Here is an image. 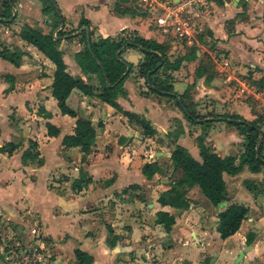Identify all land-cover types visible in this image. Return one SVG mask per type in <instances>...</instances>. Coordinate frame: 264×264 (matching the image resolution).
Instances as JSON below:
<instances>
[{
    "label": "crops",
    "instance_id": "1",
    "mask_svg": "<svg viewBox=\"0 0 264 264\" xmlns=\"http://www.w3.org/2000/svg\"><path fill=\"white\" fill-rule=\"evenodd\" d=\"M55 2L64 17L62 30L74 31L72 38L60 40L63 60L84 80L74 59L82 47L78 36L82 28L77 30L81 18L90 22L93 39H118L135 31L164 45L170 60L192 49L194 57L189 54L179 68L168 71L174 92L182 95L190 89L192 102H185L195 114L207 116L205 121L215 115L238 114L248 121L261 120L264 132V107L235 92L220 71L222 63L228 62L233 73L252 74L264 86V0H207V11L198 18V30L192 37L181 34L165 6L177 0H164L162 7L139 0ZM10 4L14 19L0 25V42L28 56L18 67L0 58L1 221L22 222L28 219L26 214L36 215L47 238L36 240L35 246L50 255L51 264H75L76 249L92 256L90 264H264V166L258 172L244 165L235 175L223 173L226 206L248 207L239 229L226 239L217 231V214L224 207L210 203L197 186L187 190L190 204L186 209L158 202L159 193L172 186L169 154L160 144L163 138L170 136L197 161H201L198 137L219 156L238 159L244 151L238 129L225 120L193 123L174 98L148 92L146 78L137 74L143 53L128 46L121 50L122 59L132 65L123 80L126 96L116 101L122 111L144 118L154 135L145 134L122 111L76 89L67 104L77 117L62 114L51 95L53 63L18 35L24 24L49 33L51 20L42 13L40 0H12ZM4 10L0 1V14ZM40 105L58 122L57 136L47 135ZM77 118L104 125L95 137L93 151L84 156L77 148L62 147L63 137L73 133ZM30 140L37 143L42 163L22 164L21 155ZM8 141L21 145L8 154L1 150ZM154 161L165 172L147 179L142 166ZM80 168L93 182L77 190L72 182ZM110 179L112 183L104 186ZM246 182L262 191L253 192ZM133 185L138 188H130ZM158 211L174 216L169 232L156 223ZM108 227L113 230L111 236ZM250 231L256 236L248 244Z\"/></svg>",
    "mask_w": 264,
    "mask_h": 264
},
{
    "label": "trees",
    "instance_id": "2",
    "mask_svg": "<svg viewBox=\"0 0 264 264\" xmlns=\"http://www.w3.org/2000/svg\"><path fill=\"white\" fill-rule=\"evenodd\" d=\"M3 2L5 10L0 14V25L11 23L13 21V11L10 2L12 0H0ZM42 3V13L51 20L52 30L43 34L28 24H24L19 32V37L26 43L34 46L40 55L49 59L54 65L53 81L51 84V95L56 101V105L62 114L71 117H77L76 110L69 107L67 99L73 90H78L86 97H97L105 104L114 107L116 110L122 111L117 103L118 96H126L123 88V80L129 74L132 65L122 59L118 53L127 43L128 47L138 48L143 53V58L137 64V74L146 78L148 84V92L155 94H166L174 98L177 106L186 112L188 120L191 122L209 123L211 120H225L235 126L243 137L244 151L239 155L238 159L233 157H221L215 153L212 148L207 145L202 137H198L197 143L200 149L201 161H197L192 157L188 150L181 145L170 140V136H166L160 141L161 147H164L169 154L171 161V173L169 179L172 186L169 190L160 192L158 202L163 206H170L175 209H186L189 207L190 201L187 197V190L197 186L200 192L208 199L210 203L217 206L226 200L225 197V181L223 173L235 175L239 173L244 165H247L252 172H258L264 166V132L261 129V120L248 121L238 114L215 115L214 119L204 120L207 116H199L188 108L185 100L192 102L190 89L182 95L174 92L170 83V70L179 68L183 60L188 59L190 54L195 56L192 49H187L185 55L170 60L166 54V48L155 41L149 40L141 36L135 31H128L122 38H97L93 39V31L90 29V22L81 18L78 23L79 40L82 47L75 53L74 59L82 74L86 77L84 80L74 70L69 68L64 62L62 51L59 49L60 40L70 39L73 37V30L65 32L62 30L61 24L64 17L60 14L55 0H40ZM125 11V10H124ZM56 35L53 36V33ZM24 56H28L23 51H13L2 45L0 42V58L4 59L14 66L18 67L22 64ZM200 76V73H196ZM12 79V76L7 75ZM260 83V80H259ZM261 84V83H260ZM262 85V84H261ZM39 113L45 120L47 135L50 137L57 136L60 128L58 122L52 114L39 106ZM129 121H135L143 129L147 135H154L155 130L149 123L139 115L122 111ZM104 129L102 121L92 123L87 118H77L72 134L65 135L62 139V147L64 150L77 148L82 155H87L93 151L94 140ZM19 141H8L1 148L8 154L13 153L20 147ZM83 158H81V161ZM22 164L36 161L42 163L43 159L39 157L37 151V143L29 141V146L21 155ZM165 170L156 161L145 163L142 166V173L147 179H151L156 173H164ZM93 182L87 172L80 168L79 177L72 182V188L81 190L83 186H87ZM112 183V179L104 181V186ZM249 189L258 193L262 189L251 186L246 182ZM130 188H138L137 185ZM248 213V207L239 203H230L218 212L217 231L222 239L234 234L240 227V224ZM174 216L167 211H158L156 213V223L162 224L164 229L169 232L174 224ZM109 234L113 233L111 227H108ZM14 231L17 232V229ZM256 236L253 231L247 234V243H251ZM20 247L25 252L32 254L33 250L28 248L24 243ZM6 247L10 252L13 250L19 252V247L11 245ZM43 250L37 247L34 252L43 254ZM75 264H90L93 260L89 254L76 249L74 251ZM19 258V259H18ZM17 258V262L21 257ZM15 262L16 264H18Z\"/></svg>",
    "mask_w": 264,
    "mask_h": 264
},
{
    "label": "built area",
    "instance_id": "3",
    "mask_svg": "<svg viewBox=\"0 0 264 264\" xmlns=\"http://www.w3.org/2000/svg\"><path fill=\"white\" fill-rule=\"evenodd\" d=\"M141 3L148 6L156 7L161 6L164 0H139ZM207 0H177V2L170 5H165L171 10V14L175 18V22L180 26V31L182 35L187 37L194 36L195 32L198 30L199 22L198 18L205 14L207 11ZM56 32L53 33V36ZM232 65L228 62L222 63L220 71L222 72L223 78L226 83L232 84V88L235 92H239L244 99L250 100L251 102H257L264 107V86H262L258 79H256L252 74H236L230 69ZM236 72V71H235ZM31 248V247H29ZM33 250V248H31ZM36 252L28 254L27 252H22L23 258H21L18 264H27L29 257H33L35 262H42L39 257H34ZM32 258V260H33Z\"/></svg>",
    "mask_w": 264,
    "mask_h": 264
},
{
    "label": "rangeland",
    "instance_id": "4",
    "mask_svg": "<svg viewBox=\"0 0 264 264\" xmlns=\"http://www.w3.org/2000/svg\"><path fill=\"white\" fill-rule=\"evenodd\" d=\"M25 211H27V209H25L24 212ZM26 215H29L28 219L24 218L25 220H22V222L12 220H5L2 222L0 219V261L4 264H16L15 262H17L18 257L23 258L22 252L25 250L23 248L20 249L22 246L21 244L24 243L28 248L31 247L35 250L37 248V246H35V241L40 238H47L46 235H44L38 217L33 215L32 212ZM15 229H17V232L14 231ZM11 245L18 246L19 252L13 250L10 252L9 250H6V247L11 248ZM42 252L43 254L36 252L34 256L35 258L39 257L42 262H35L33 257H29L27 264H51L52 261H50V255L47 254L46 251Z\"/></svg>",
    "mask_w": 264,
    "mask_h": 264
},
{
    "label": "water",
    "instance_id": "5",
    "mask_svg": "<svg viewBox=\"0 0 264 264\" xmlns=\"http://www.w3.org/2000/svg\"><path fill=\"white\" fill-rule=\"evenodd\" d=\"M127 46H129V43H127L123 48H125V47H127ZM123 48H122V49H123ZM122 49H121V50H122ZM121 50L118 51V53H120ZM225 206H226V202H225V201H223V202H221V203L218 204V207H219V208H222V207H225Z\"/></svg>",
    "mask_w": 264,
    "mask_h": 264
}]
</instances>
